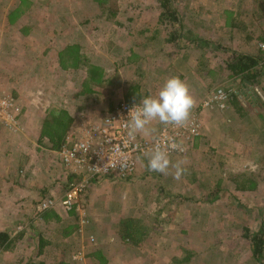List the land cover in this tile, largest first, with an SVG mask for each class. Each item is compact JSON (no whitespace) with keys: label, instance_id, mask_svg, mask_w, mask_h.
<instances>
[{"label":"rangeland","instance_id":"rangeland-1","mask_svg":"<svg viewBox=\"0 0 264 264\" xmlns=\"http://www.w3.org/2000/svg\"><path fill=\"white\" fill-rule=\"evenodd\" d=\"M173 2L177 44L160 0H0V264H264L244 236L264 220V77L247 87L227 67L233 52L264 67V0ZM176 75L199 124L170 156L186 161L179 181L145 156L128 178L90 183L81 212L38 210L67 190L60 142ZM218 88L226 107H204Z\"/></svg>","mask_w":264,"mask_h":264},{"label":"built area","instance_id":"built-area-1","mask_svg":"<svg viewBox=\"0 0 264 264\" xmlns=\"http://www.w3.org/2000/svg\"><path fill=\"white\" fill-rule=\"evenodd\" d=\"M229 93L218 88L204 102V107L211 102L219 104L221 109L226 107ZM227 100V101H226ZM139 103L120 102L110 113L99 121L83 123L80 133L74 136L72 132L60 149L63 166L73 177L67 184L65 193L57 197H49L40 202L38 210L48 211L62 204L64 209L81 212L84 210L82 197L90 182L94 178L105 176L127 177L132 175L138 163L147 151L157 142H168L171 137L182 141L183 151L169 149L170 156H182L185 152V135L196 134L199 127L197 119L190 116L187 124L181 128L172 126L163 127L156 136L152 137L145 132L138 133L135 137L127 134L126 123L131 107ZM94 239V238H92Z\"/></svg>","mask_w":264,"mask_h":264},{"label":"clouds","instance_id":"clouds-1","mask_svg":"<svg viewBox=\"0 0 264 264\" xmlns=\"http://www.w3.org/2000/svg\"><path fill=\"white\" fill-rule=\"evenodd\" d=\"M195 105L189 85L180 76H171L165 80L163 86L155 95L143 96L139 104L129 109L126 123L127 134L135 137L143 132L153 122L174 128L184 127ZM169 149L183 151L182 141L169 137L168 142L157 141L146 153L148 170L161 174H171L179 181L185 174L186 161L170 158ZM172 169L171 173L169 170Z\"/></svg>","mask_w":264,"mask_h":264},{"label":"trees","instance_id":"trees-1","mask_svg":"<svg viewBox=\"0 0 264 264\" xmlns=\"http://www.w3.org/2000/svg\"><path fill=\"white\" fill-rule=\"evenodd\" d=\"M160 7L162 8V13L160 17L161 22L169 23V28H170L169 39L172 40V42H174L175 44H177L176 41L179 40L182 29V20L180 14L177 8L174 6L173 0H160ZM230 58L231 59L227 63L228 69L231 71L232 75L242 79V81L245 83V86L250 87L253 83L258 81L259 77L261 76L264 77V67L261 68V60L263 59L261 57L259 58L258 56H254V55L233 52ZM258 65L259 68H256ZM95 72H97L96 74L100 76L101 72H98L97 69L95 70ZM230 103H232L234 107L237 108V111H241L244 108L242 100L238 98V96L236 95L233 97ZM60 143L58 144V148L61 149L62 145L60 146ZM65 175H66L65 185L67 186L68 182H70L69 180H71L73 175L68 172L65 173ZM112 177H116V176H112ZM117 178H121V179L128 178V176L117 177ZM98 179L100 178L92 179L91 184L96 182ZM251 180L252 179H244L242 181L243 184L242 182H239V184L236 185V188L239 190L251 189L249 188L250 186L245 184L246 181L248 182ZM252 185H253L252 187H256L255 183H253ZM244 236L251 241L250 244L252 247L254 260L258 263H262L264 261V220L261 222L260 228L256 229L254 232H252L247 228ZM10 238L11 236L9 232L0 231V249L5 248L9 244ZM183 259H188V258H183ZM36 264H50V263L41 261Z\"/></svg>","mask_w":264,"mask_h":264},{"label":"crops","instance_id":"crops-1","mask_svg":"<svg viewBox=\"0 0 264 264\" xmlns=\"http://www.w3.org/2000/svg\"><path fill=\"white\" fill-rule=\"evenodd\" d=\"M145 130H146V129H145ZM109 177H112V176H109ZM91 182H92V181H91ZM91 182H90V183H91ZM89 185H90V184H89ZM90 186H91V185H90Z\"/></svg>","mask_w":264,"mask_h":264}]
</instances>
